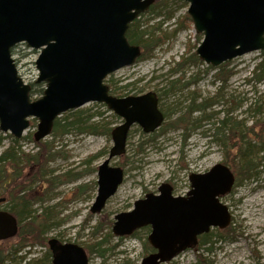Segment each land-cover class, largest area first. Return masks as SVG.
Returning a JSON list of instances; mask_svg holds the SVG:
<instances>
[{
	"label": "water",
	"instance_id": "water-1",
	"mask_svg": "<svg viewBox=\"0 0 264 264\" xmlns=\"http://www.w3.org/2000/svg\"><path fill=\"white\" fill-rule=\"evenodd\" d=\"M196 32L204 35L197 55L218 68L247 54L264 51V0H184ZM155 0H0V130L21 139L38 120L34 135L40 142L52 135L64 114L88 104L105 105L123 123L111 135L113 147L98 168V192L91 207L100 214L125 180V171L112 165L127 152L129 133L139 125L153 134L165 122L155 92L117 98L106 79L133 66L142 49L131 45L132 23L149 11ZM25 44L40 51L37 84H45L42 98L32 101L12 50ZM191 191L175 198L173 187L163 184L159 195L148 194L131 211L115 216L116 238L132 236L150 227L149 244L156 253L141 264H168L194 249L198 238L214 228L226 229L232 220L221 199L236 183L232 170L218 164L204 174H192ZM0 198V205L5 203ZM17 219L0 211V242L17 236ZM52 264H89L86 251L75 244L49 241Z\"/></svg>",
	"mask_w": 264,
	"mask_h": 264
},
{
	"label": "rangeland",
	"instance_id": "rangeland-1",
	"mask_svg": "<svg viewBox=\"0 0 264 264\" xmlns=\"http://www.w3.org/2000/svg\"><path fill=\"white\" fill-rule=\"evenodd\" d=\"M188 8L189 5L184 1H171L161 10L159 19L151 21L152 15L142 16L141 21L145 27L161 24L160 28L166 35L165 42L152 57L143 60L139 58L133 66L123 68L108 77V80L118 83L117 87L136 82L139 89L144 87L139 95L156 92L166 120L153 134H145L139 125L132 127L126 154L112 162V165L124 169V183L100 214L91 213L98 192V185L95 186L94 182L97 183L98 180L99 166L108 158L114 145L112 136L72 133L63 138L51 135L40 141L51 143L49 147L53 149V153H60L47 165L50 174L46 179L68 175V178H62L64 182L56 183V187L50 192L49 185L45 184V188L40 189L43 190L41 194L45 195V201L33 208L37 211L36 216L47 211L48 214L57 216L53 228L46 234L48 241L58 238L75 243L87 251L92 241L90 227L99 222H115L116 215L131 211L136 201L142 200L149 193H158L163 184L168 183L179 194H185L191 188L189 178L192 174H204L220 163L232 164L235 150H229V146L238 143V140H231L227 147L222 144L221 136L218 135L222 121L229 119L241 122L242 133L248 135V140L255 138L253 128L254 133L261 130L260 123L264 122V116L256 115L254 109H251L256 100L264 98V80L258 81L252 72L264 58V51L247 54L218 68L208 66L197 55L204 35L196 32ZM39 56L40 51L23 44L17 47L13 55L20 77L30 86L37 84L39 73L36 61ZM183 61L184 64L178 65ZM223 68L230 75L226 82L219 78ZM174 81H180L175 93L162 92L163 89L168 90L170 83ZM41 85L44 84H39L35 89H45ZM125 92L135 95L139 90L131 87ZM219 93L224 97L223 101L189 115L188 130L171 127L176 119L184 116L189 107L193 106L194 99H197V107L212 101ZM42 96L39 93L34 98L38 100ZM81 109H89L95 114L103 113L104 123L112 130L123 122L114 113L107 112L108 108L97 103L88 104ZM228 110L233 111L228 113ZM204 117L211 118L198 122ZM37 127L38 120L30 119V128L18 139L19 144L15 145L25 155L38 153L35 144L28 139L30 135H35ZM228 127H231L230 124ZM13 140V135L0 130V155L14 146ZM145 141L149 143L137 154L139 146ZM8 169L10 173V168L7 171ZM35 171L36 169L30 168L24 170L23 174L27 179H24V185L32 186ZM69 178L73 180L68 181ZM85 185L90 187L81 191L80 187ZM39 186L40 184H36L34 187L37 190ZM3 194L0 184V197L6 195ZM221 201L228 206L232 215L230 226L224 230L212 229L207 235V241L201 243L199 248L182 253L168 264H237L238 254L242 253V264H264V160H261L255 176L240 182L236 180L232 193ZM5 205L0 206V210H4ZM257 222V228L252 230ZM113 224L111 228L105 227L104 234L112 232ZM148 234L141 231L137 236L127 237L122 241L118 238L111 239L107 247L118 245L116 250L104 257L87 252L90 264H141L148 252L145 245ZM19 241L21 239L17 237L8 242H0V249L7 251ZM28 250L25 248L15 261L6 264H26L20 260ZM47 250L48 244L47 247H34L31 250L32 256L40 259Z\"/></svg>",
	"mask_w": 264,
	"mask_h": 264
},
{
	"label": "trees",
	"instance_id": "trees-1",
	"mask_svg": "<svg viewBox=\"0 0 264 264\" xmlns=\"http://www.w3.org/2000/svg\"><path fill=\"white\" fill-rule=\"evenodd\" d=\"M171 1L173 2H183L184 0H156L155 4L150 8V10L141 15L134 23L131 24L130 29L127 33L128 41L131 45H136L141 47L142 54L139 60L147 59L153 56L154 52L159 48L166 40V35H164L161 30V24H156L153 26L145 27L144 23L141 21V17L145 15H152V20H157L162 15V9L166 7ZM189 21L190 18L186 17ZM149 23V22H147ZM17 47H15L12 51L13 55L16 51ZM264 54V53H263ZM185 61L178 63V65L184 64ZM179 70V69H178ZM175 71V72H178ZM253 77L258 79V81L264 80V58L260 63H258L253 70ZM230 75L220 71V80L226 82L229 79ZM106 84L110 89V94L117 98H123L129 96V93L125 91L129 88L133 87L136 90H139L135 95H139L144 91V87L138 88L136 82L128 83L124 86L117 87L114 80H106ZM180 81H174L170 83V88L168 90L163 89L162 92L166 94H170L171 92L175 93L178 88H176L177 84ZM39 84L31 85V93L30 97L32 100H35V96L39 93L44 94V89L38 90L35 87H38ZM41 87H45V85H41ZM185 87V86H184ZM121 91V92H120ZM156 93V92H155ZM157 94V93H156ZM158 95V94H157ZM257 98V97H256ZM262 98V97H260ZM160 99V97H159ZM224 97L222 95L217 94L216 98L212 99V101H208L201 106H195L197 99H194L193 106H190L188 112L179 117L173 122L171 127L173 128H187L188 130V119L189 115L201 111L206 110L209 106H213L217 102L223 101ZM262 102L260 105L259 103ZM104 108H107L104 105H101ZM254 109L256 115L264 116V98L256 100L254 106L251 110ZM233 110H228V113H231ZM107 112H110L109 110ZM166 118V116H165ZM211 117H204L202 120L198 122H203L210 120ZM97 119V120H96ZM218 135L221 136L222 144L227 147L228 142L233 139H237L238 143H235L232 146H229V150H235V158H233V163H228L227 166L232 170V172L236 175V180L241 181L248 180L257 174V170L260 166L261 160H264V122H261V130L259 132L254 133V128L252 129L253 134L255 135L254 139H247L248 135L246 133H242V123L241 122H233L232 120H224L221 123ZM230 124V128L228 125ZM112 129L104 123L103 113H91L89 109H79L75 111H70L66 115L58 118L54 124L53 129V137L55 138H63L72 133L76 135H101V136H111ZM230 132V133H229ZM12 138V137H11ZM31 143H34L36 148L38 149V153L34 155H25L20 152L15 145L19 144V140H13L14 146L8 148L5 152L0 155V184L6 202L4 204V210L13 215L19 225V232L17 237L21 239L16 245H13L7 251H2L0 249V264H6L7 262L15 261L17 255L24 250L25 248L29 249L25 256L21 257L20 261H25L26 264H52V253L49 250L42 255V258L33 257V253L31 252L34 247H49V240L46 237V234L53 228L54 220H56L55 215L42 213L41 215H37V211L34 210V206L44 203L45 195L43 196V189L45 188V184L49 185L48 191H52L53 187H56V183L64 182L62 178H68V175L60 176V177H52L48 180L46 179L50 171L47 169V165L52 162L53 157L60 155V153H53V149L49 147L51 143L45 142H36L34 136L30 135L28 137ZM253 141H256L253 143ZM36 142V143H35ZM149 141H145L141 143L137 150V154L143 151V147L147 145ZM263 154V157L260 155ZM42 155V157H41ZM96 158V157H94ZM226 165V164H225ZM7 168H10L7 171ZM30 168L35 171V174L32 177V186L24 185V170ZM27 180V179H26ZM73 180L69 178L68 181ZM11 183V184H10ZM29 183V182H28ZM36 184H40L37 188L34 187ZM97 183L94 182L96 186ZM34 187V188H32ZM90 185L81 186L80 190L85 191L88 190ZM39 194V195H38ZM41 194V195H40ZM7 196V197H5ZM3 204V205H4ZM1 205V206H3ZM113 221H109L104 224L99 222L95 226L90 227L91 232V243L87 247V252L92 254H98L104 257L107 253H112L116 250L118 245L114 247H107L110 244L111 239L115 238L113 233L109 231V233L104 234V229L106 226L111 228ZM207 235L202 237V241H207ZM59 240L58 238H55ZM121 241L123 239H120ZM10 241V240H9ZM60 242H64L59 240ZM8 242V241H5ZM148 250H153L148 243L145 244Z\"/></svg>",
	"mask_w": 264,
	"mask_h": 264
},
{
	"label": "flooded vegetation",
	"instance_id": "flooded-vegetation-1",
	"mask_svg": "<svg viewBox=\"0 0 264 264\" xmlns=\"http://www.w3.org/2000/svg\"><path fill=\"white\" fill-rule=\"evenodd\" d=\"M235 186H236V184L234 185V188H235ZM173 187V186H172ZM233 188V189H234ZM191 191V188L185 193V194H179L178 193V191H176L175 190V188L173 187V196L175 197V198H180V197H184V198H186L187 196H188V194H189V192ZM233 191V190H232ZM149 194H154V195H159L160 194V192H158V193H149ZM148 195V194H147ZM146 197V196H145ZM144 197V198H145ZM143 198V199H144ZM231 222H232V220H231ZM231 224V223H230ZM230 226V225H229ZM228 226V227H229ZM227 227V228H228ZM148 232L149 234H150V232H151V228L150 227H147V228H143V229H141V230H138V231H136L132 236H137L138 235V233L139 232ZM149 234H148V237H149ZM132 236H128V237H132ZM202 237L203 236H200L199 238H198V244H197V246L195 247V248H199V246L201 245V243H205L204 241H202ZM127 237H123L122 239L123 240H125ZM121 239V238H120ZM64 243H66V244H69L70 242H64ZM147 243H149V241H148V239H147ZM73 244H75V243H73ZM146 244V243H145ZM149 246H150V244H149ZM151 247V246H150ZM152 248V247H151ZM194 248V249H195ZM153 250H148V252H147V255H146V257H148L149 255H151V254H154V253H156L157 252V250H155L154 248H152ZM188 251V250H187ZM87 252V251H86ZM186 252V251H185ZM184 253V252H183ZM181 255V254H180ZM87 256H88V259L90 258L89 257V255H88V253H87ZM146 257H144V258H146ZM143 258V259H144ZM143 261V260H142ZM90 259H89V264H90Z\"/></svg>",
	"mask_w": 264,
	"mask_h": 264
},
{
	"label": "bare ground",
	"instance_id": "bare-ground-1",
	"mask_svg": "<svg viewBox=\"0 0 264 264\" xmlns=\"http://www.w3.org/2000/svg\"><path fill=\"white\" fill-rule=\"evenodd\" d=\"M258 226V222L256 223V225L252 228V230H255ZM255 232V231H254ZM264 240V237L262 238V241ZM239 259L237 261V264H242L244 262V260L242 259V257H244V253L242 254H238Z\"/></svg>",
	"mask_w": 264,
	"mask_h": 264
}]
</instances>
